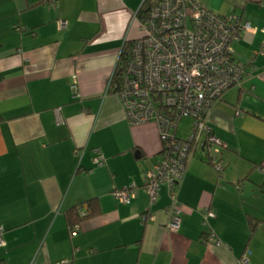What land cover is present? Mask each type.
Returning <instances> with one entry per match:
<instances>
[{
  "label": "crops",
  "instance_id": "0c3cea01",
  "mask_svg": "<svg viewBox=\"0 0 264 264\" xmlns=\"http://www.w3.org/2000/svg\"><path fill=\"white\" fill-rule=\"evenodd\" d=\"M144 1L0 0L3 264H264V55L255 54L264 0H199L259 30L235 44L248 76L209 115L223 142L212 155L224 168L203 147L193 151L177 187V231L167 225L169 185L155 203L146 189L165 148L157 124L131 123L110 91L126 41L142 35ZM187 134L179 124L177 135ZM134 183L135 196L123 202L119 193ZM91 198L102 213L74 233L66 212Z\"/></svg>",
  "mask_w": 264,
  "mask_h": 264
},
{
  "label": "built area",
  "instance_id": "2783aa9c",
  "mask_svg": "<svg viewBox=\"0 0 264 264\" xmlns=\"http://www.w3.org/2000/svg\"><path fill=\"white\" fill-rule=\"evenodd\" d=\"M140 22L142 35L135 40L123 73L116 81L113 76L111 86L120 96L131 123L157 124L165 148L147 172L146 189L151 203H155L161 186L169 185L173 205L167 208V225L177 231L182 223L177 187L194 147L221 151L223 142L213 132L209 115L215 103L248 76L251 64L237 58L235 44L259 28L237 13H218L199 0H152ZM61 24L65 26L67 22ZM260 30L264 33V26ZM255 54L264 55V40ZM251 62L255 63V59ZM74 89L79 92L77 84ZM184 117H192L194 123L193 131L182 139L177 129ZM97 162H106L102 153ZM212 162L219 171L223 170L218 156L213 155ZM136 188L134 183L120 192L122 201L131 202ZM207 213L216 216L214 210L207 209ZM3 232L0 229V244Z\"/></svg>",
  "mask_w": 264,
  "mask_h": 264
},
{
  "label": "trees",
  "instance_id": "16d2710c",
  "mask_svg": "<svg viewBox=\"0 0 264 264\" xmlns=\"http://www.w3.org/2000/svg\"><path fill=\"white\" fill-rule=\"evenodd\" d=\"M151 4H152V0H146L144 2L143 6L141 7V9L138 13V17H139L140 21L142 20L144 15L151 8ZM134 41L135 40L126 41L125 46L122 49L119 61H118L117 66L115 68V76H114L115 81L117 79H119L120 75L123 73V70H124L126 64L128 63V61L130 59V55H131V51H132ZM110 91L114 92V93L116 92L115 87L113 85L110 87ZM198 147H203V146H198ZM196 148L197 147H194L193 151H195ZM206 150H208V152L210 153V162H212L213 161V155H212L213 152L210 150V148L208 146H206ZM101 213H102V207H101V203H100L99 199L98 198H91L87 201H84L82 203H79L77 205L72 206L66 212V218H67V222H68L69 227L71 228V230L74 233H76L79 230L80 224L84 220L97 217ZM0 264H3V263L0 262Z\"/></svg>",
  "mask_w": 264,
  "mask_h": 264
},
{
  "label": "rangeland",
  "instance_id": "374dc122",
  "mask_svg": "<svg viewBox=\"0 0 264 264\" xmlns=\"http://www.w3.org/2000/svg\"><path fill=\"white\" fill-rule=\"evenodd\" d=\"M136 28L138 31H141V22L139 19L137 21ZM123 42H124V40H123ZM246 61H248V59H246L245 62ZM193 123H194V119L192 117H184L180 123V124H182V127L186 126L188 128L187 136H189L190 133L193 131V127H192ZM138 124H141V123H138ZM161 141H162V147H165V142L162 138H161Z\"/></svg>",
  "mask_w": 264,
  "mask_h": 264
},
{
  "label": "bare ground",
  "instance_id": "6f19581e",
  "mask_svg": "<svg viewBox=\"0 0 264 264\" xmlns=\"http://www.w3.org/2000/svg\"><path fill=\"white\" fill-rule=\"evenodd\" d=\"M145 1H146V0H145ZM145 1H144V2H145ZM143 4H144V3H143ZM138 19H139V17H138ZM138 38H139V37H138ZM138 38H137V39H138ZM135 40H136V39H135ZM134 42H135V41H134ZM116 66H117V65H116ZM113 76H115V71L113 72V74H112V76H111L110 84H111V81H112V79H113ZM260 168H261V167H260Z\"/></svg>",
  "mask_w": 264,
  "mask_h": 264
},
{
  "label": "water",
  "instance_id": "95a60500",
  "mask_svg": "<svg viewBox=\"0 0 264 264\" xmlns=\"http://www.w3.org/2000/svg\"><path fill=\"white\" fill-rule=\"evenodd\" d=\"M203 148L206 149V146H204Z\"/></svg>",
  "mask_w": 264,
  "mask_h": 264
}]
</instances>
